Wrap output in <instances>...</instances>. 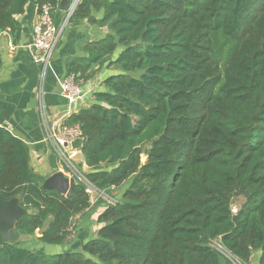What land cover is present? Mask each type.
<instances>
[{
	"label": "trees",
	"instance_id": "1",
	"mask_svg": "<svg viewBox=\"0 0 264 264\" xmlns=\"http://www.w3.org/2000/svg\"><path fill=\"white\" fill-rule=\"evenodd\" d=\"M28 1L0 0V35L20 40ZM95 11L109 32L69 73L113 72L66 123L81 127L85 177L125 189L98 199L101 226L81 250L28 264H222L218 245L242 264L261 251L264 264V0H80L72 17ZM45 179L0 126V194L30 211L17 230L63 245L91 195L78 178L72 197Z\"/></svg>",
	"mask_w": 264,
	"mask_h": 264
},
{
	"label": "crops",
	"instance_id": "2",
	"mask_svg": "<svg viewBox=\"0 0 264 264\" xmlns=\"http://www.w3.org/2000/svg\"><path fill=\"white\" fill-rule=\"evenodd\" d=\"M38 1L29 0L25 12L19 16L23 30L18 42L13 41L9 31L0 35V126L9 129L25 142L32 168L47 178L63 169L54 148L46 140L39 109L41 99L43 98L50 120L59 123L66 122L71 114L93 101L92 93L69 104L60 94L57 77L65 76L73 63L87 58V46L103 38L109 30L107 26L100 24L102 12H93L91 15L95 19L90 23L89 17L66 18L58 4L53 10V18L59 37L50 66L45 69L33 60L27 48L33 38V27L38 21ZM90 72L95 74L80 82L87 88L94 87L96 91L104 88L103 82L113 70L107 66H95ZM99 82L101 84L97 86ZM76 159L78 162L83 161L81 151ZM98 201H91L89 210L72 223L73 233L65 244L49 245L39 242L37 238L40 233L37 231L36 237L27 236L22 241L0 245V264H28L39 255L81 250L101 226L97 218L104 205Z\"/></svg>",
	"mask_w": 264,
	"mask_h": 264
},
{
	"label": "built area",
	"instance_id": "3",
	"mask_svg": "<svg viewBox=\"0 0 264 264\" xmlns=\"http://www.w3.org/2000/svg\"><path fill=\"white\" fill-rule=\"evenodd\" d=\"M58 34L59 31L53 18V8L49 3H44L39 6L38 21L33 27V38L27 44V48L33 60L43 65L45 69L50 66L52 53L58 41ZM57 81L60 94L69 104L82 100L95 91L94 87L87 88L83 86L77 78V75L73 73H68L62 77L58 76ZM100 84L99 82L97 86H100ZM39 109L42 125L46 132V140L51 143L54 148L62 166V171L69 177H75L76 180L77 178L80 179L85 184L86 191L90 195L97 194L100 196L97 197V199H104V191L93 185L77 166L78 161L76 158L78 152L81 151L78 143H80L83 135L81 127L78 124L70 125L66 122H52L46 111L43 98L41 99ZM104 200L112 204L117 202V200L112 197H110V199L106 197ZM79 215H76L74 218L76 219ZM238 263L242 264L240 262Z\"/></svg>",
	"mask_w": 264,
	"mask_h": 264
},
{
	"label": "water",
	"instance_id": "4",
	"mask_svg": "<svg viewBox=\"0 0 264 264\" xmlns=\"http://www.w3.org/2000/svg\"><path fill=\"white\" fill-rule=\"evenodd\" d=\"M80 0H60L59 7L65 12V17L73 16ZM95 19L93 15L89 16L88 22ZM77 180L75 177H69L64 171H57L47 177L43 186L47 189H54L60 193L72 197ZM30 211L20 204V195H16L11 199H5L0 194V234L4 243L12 244L17 241L24 240L27 236L21 234L17 228L16 223L23 215Z\"/></svg>",
	"mask_w": 264,
	"mask_h": 264
},
{
	"label": "rangeland",
	"instance_id": "5",
	"mask_svg": "<svg viewBox=\"0 0 264 264\" xmlns=\"http://www.w3.org/2000/svg\"><path fill=\"white\" fill-rule=\"evenodd\" d=\"M112 73V72H111ZM145 159V157L143 158ZM125 189V187L123 188H117V189H113L111 191H104L103 193V198L106 199V197L108 199H110V197L112 198H119L121 195H122V192L123 190ZM109 196V197H108ZM97 197H100L99 195L97 194H92L91 197H90V200L91 201H94V203L96 202L97 200ZM101 198H99L100 200ZM107 201V200H106ZM244 202V198L241 197V198H237L235 199L234 201V204H233V210L234 211H237L241 204ZM80 217V215L75 219H73V223L76 222V220ZM73 233V232H72ZM218 247V250L220 251L221 255H222V264H239L235 258L230 254L228 253L223 247L221 246H217ZM260 256H261V251H257L254 255H253V258H252V263L251 264H258V260L260 262Z\"/></svg>",
	"mask_w": 264,
	"mask_h": 264
}]
</instances>
